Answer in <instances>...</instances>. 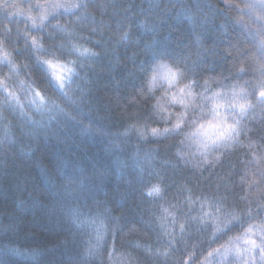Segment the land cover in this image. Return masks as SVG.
I'll return each mask as SVG.
<instances>
[{"label":"clouds","instance_id":"1","mask_svg":"<svg viewBox=\"0 0 264 264\" xmlns=\"http://www.w3.org/2000/svg\"><path fill=\"white\" fill-rule=\"evenodd\" d=\"M0 264H264V0H0Z\"/></svg>","mask_w":264,"mask_h":264}]
</instances>
